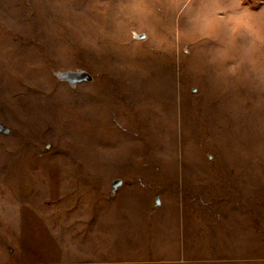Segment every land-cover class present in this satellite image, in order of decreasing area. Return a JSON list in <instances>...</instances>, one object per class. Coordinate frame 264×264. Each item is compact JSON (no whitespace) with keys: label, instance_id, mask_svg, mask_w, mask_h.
<instances>
[{"label":"rangeland","instance_id":"obj_1","mask_svg":"<svg viewBox=\"0 0 264 264\" xmlns=\"http://www.w3.org/2000/svg\"><path fill=\"white\" fill-rule=\"evenodd\" d=\"M0 264H264V0H0Z\"/></svg>","mask_w":264,"mask_h":264},{"label":"water","instance_id":"obj_2","mask_svg":"<svg viewBox=\"0 0 264 264\" xmlns=\"http://www.w3.org/2000/svg\"><path fill=\"white\" fill-rule=\"evenodd\" d=\"M68 78L75 82L91 80V76L88 73H69Z\"/></svg>","mask_w":264,"mask_h":264}]
</instances>
